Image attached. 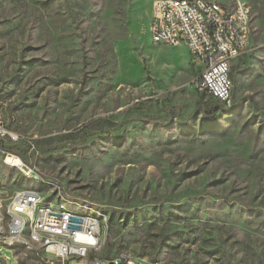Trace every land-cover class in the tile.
<instances>
[{
    "label": "rangeland",
    "instance_id": "374dc122",
    "mask_svg": "<svg viewBox=\"0 0 264 264\" xmlns=\"http://www.w3.org/2000/svg\"><path fill=\"white\" fill-rule=\"evenodd\" d=\"M244 1L225 107L196 89L184 45L151 41L158 0H0V116L32 171L0 154V201L96 204L99 248L67 264H264V0ZM24 251L0 246L6 264L34 263Z\"/></svg>",
    "mask_w": 264,
    "mask_h": 264
},
{
    "label": "built area",
    "instance_id": "2783aa9c",
    "mask_svg": "<svg viewBox=\"0 0 264 264\" xmlns=\"http://www.w3.org/2000/svg\"><path fill=\"white\" fill-rule=\"evenodd\" d=\"M161 4L160 14L149 17L148 30L152 33L151 41L167 40V43L184 44L192 55V60L198 65L199 74L195 87L199 93L205 89H213V99L220 104L232 102L233 82L230 77L231 66L248 47L246 34L235 30V22L246 26V18L242 16V8H247L248 2H236L239 5L237 18L227 16V7H216V0H158ZM197 9H206V19L197 18ZM162 23H169V31H162ZM212 34H219V46H212ZM19 141L16 133L11 131L0 116V149L4 150V159L17 156L9 149ZM34 148V144L30 143ZM18 157V156H17ZM9 164L11 162L8 161ZM35 176H38L37 174ZM40 177V176H39ZM35 200H52L49 191L46 197L28 195L15 190L12 205L0 201V246L10 248L16 259L18 246L25 251L21 254H33L34 263L28 264H67L73 258H87L93 251H88V244L82 242V234L92 235V244H96L97 222L80 220L72 216L54 215L46 210H37L34 236H38V227L53 228L55 232H74V239L53 240L42 239V247H32L21 242L19 223L24 216V210L34 208ZM55 202V201H54ZM6 223H14L13 233H4ZM44 250H57L60 259H42ZM7 259V258H5ZM103 260L93 257L89 264H110L117 260ZM121 260V259H120ZM126 264H135L133 258L126 257ZM0 264L6 260L0 255Z\"/></svg>",
    "mask_w": 264,
    "mask_h": 264
},
{
    "label": "bare ground",
    "instance_id": "6f19581e",
    "mask_svg": "<svg viewBox=\"0 0 264 264\" xmlns=\"http://www.w3.org/2000/svg\"><path fill=\"white\" fill-rule=\"evenodd\" d=\"M236 2H245L244 0H235L231 7H227V16L229 18H237L239 14V5ZM216 7H225L220 2L216 1ZM161 5L159 6L157 13L160 14ZM242 16L246 18V26H243L242 22H235V30L239 31V34H246L250 38L251 30V15L250 9L242 8ZM197 18L206 19V9H197ZM162 31H169V23H162ZM150 38L152 40V33H150ZM155 44H159V41H152ZM160 44L177 46L184 44H174L167 43V40H160ZM185 46V45H184ZM212 46H219V34H212ZM188 50V49H187ZM189 53V50H188ZM192 58V55H190ZM204 94L213 98V89H205ZM225 107L231 105V103L222 104ZM0 154L4 155V150L0 149ZM6 164L11 166H16L22 170L25 174L30 175L31 169L26 166L19 157L12 156L8 159L3 160ZM11 162V164L8 163ZM18 191L25 192L28 195L46 197L36 188H20ZM15 199V193L10 198L7 205H12V201ZM52 200H35L34 208L30 210H24V216L22 221L19 223V231L21 232V242L27 243L32 247H42V239L51 238L53 240L61 239H74V232H55L53 228L38 227V236H34V229L36 228L37 221V210H46L54 215L72 216L75 218H80V220H90L97 222V230H102L105 219L102 211L96 206V204L90 203L84 199L72 198L66 194H63L58 190ZM55 201V202H54ZM14 223H6L4 226V233H13ZM102 231L96 232V244H92L91 234H82V242L88 244V251H96L100 245ZM27 256V254H26ZM125 258V257H124ZM42 259H60V252L57 250H44L42 252Z\"/></svg>",
    "mask_w": 264,
    "mask_h": 264
},
{
    "label": "trees",
    "instance_id": "16d2710c",
    "mask_svg": "<svg viewBox=\"0 0 264 264\" xmlns=\"http://www.w3.org/2000/svg\"><path fill=\"white\" fill-rule=\"evenodd\" d=\"M230 77H231V79L233 80V73H231L230 72ZM206 95V94H205ZM206 96H208V95H206ZM209 98H211L215 103H217L218 105H221V106H223L222 104H220L219 102H217L216 100H214L212 97H210V96H208Z\"/></svg>",
    "mask_w": 264,
    "mask_h": 264
},
{
    "label": "crops",
    "instance_id": "0c3cea01",
    "mask_svg": "<svg viewBox=\"0 0 264 264\" xmlns=\"http://www.w3.org/2000/svg\"><path fill=\"white\" fill-rule=\"evenodd\" d=\"M156 13H157V11L154 13V15H155ZM154 15H153V16H154ZM186 50H187V49H186ZM187 53H188V51H187ZM188 55H189V53H188ZM189 57H191V56L189 55ZM197 66H198V65H197Z\"/></svg>",
    "mask_w": 264,
    "mask_h": 264
},
{
    "label": "water",
    "instance_id": "95a60500",
    "mask_svg": "<svg viewBox=\"0 0 264 264\" xmlns=\"http://www.w3.org/2000/svg\"><path fill=\"white\" fill-rule=\"evenodd\" d=\"M110 264H113V263H110Z\"/></svg>",
    "mask_w": 264,
    "mask_h": 264
}]
</instances>
